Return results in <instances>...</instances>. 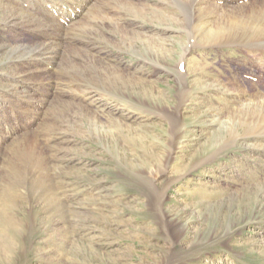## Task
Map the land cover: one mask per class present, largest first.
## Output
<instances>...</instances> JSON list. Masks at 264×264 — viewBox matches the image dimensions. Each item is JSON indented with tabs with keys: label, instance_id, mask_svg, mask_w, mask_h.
Wrapping results in <instances>:
<instances>
[{
	"label": "rangeland",
	"instance_id": "obj_1",
	"mask_svg": "<svg viewBox=\"0 0 264 264\" xmlns=\"http://www.w3.org/2000/svg\"><path fill=\"white\" fill-rule=\"evenodd\" d=\"M44 3L0 0V264H264L257 41L205 44L174 0H88L38 64L14 10Z\"/></svg>",
	"mask_w": 264,
	"mask_h": 264
},
{
	"label": "bare ground",
	"instance_id": "obj_2",
	"mask_svg": "<svg viewBox=\"0 0 264 264\" xmlns=\"http://www.w3.org/2000/svg\"><path fill=\"white\" fill-rule=\"evenodd\" d=\"M174 1L180 7H181L180 5L181 2L184 3L183 5H186L188 7L187 9H189V14L193 18V20L197 21L196 26H195V31H196L195 33H197V35H199L200 37H203V41L205 40V44L214 42V40H216L219 36L217 35V37H214V33L216 31L220 32L223 30L222 33L226 32L225 34H229V35H227V38L225 40H221L219 38L221 42L230 45L231 42H234V44L235 42L238 44H241L244 42L248 43L249 41L255 40L257 41V46L254 45L253 48H257V51H260L259 56H264V0H174ZM36 2L37 0H23V3L25 5L30 6V9L31 7L36 9L37 7ZM53 2L54 4L52 3L43 4V9L41 13L44 14L45 16L43 18H40L42 22L41 20L37 22L39 18L37 17V15L32 13L33 11L29 13L28 11L25 12L21 9L14 8L15 9L14 11L17 12V16L22 15L20 17L21 19L23 18V21L21 23L17 20L15 21L16 22L15 24H18V25H21L27 28L33 27V29H35V35L37 37L34 35L36 38L32 39V42L31 41L29 42L30 44L29 43L20 44L16 46H13L12 44L11 46L15 50H18L21 52L19 53V55L21 54V56L28 58V60H37L36 63L38 64L42 63L46 58H49L48 55L52 51L50 50L51 48L49 46V42L47 43L46 42L47 40L44 41L46 37H48L49 35L51 36L50 34L51 24L49 23V20L54 21L55 18H59L60 20L63 18L64 23L62 24H65V25L68 24L69 18H72V15L76 13V11H73V12L70 11V9H72L71 7L76 4H81L83 6L88 2V0H53ZM231 2H236V4H233L231 5V7L227 8L228 4ZM67 12H68V16H66ZM69 12H71V14ZM14 15H12V17ZM217 19L221 20V22L220 23L215 22ZM43 21H45V23H43ZM11 26L13 27L12 29L15 30V25L12 24ZM61 26L63 27V25ZM62 27H60V29ZM229 30H233V33H229ZM78 31L80 30L78 29L77 32ZM41 34H44L42 36L44 40H42L43 38L41 37ZM225 34L221 36H225ZM50 42H52V40ZM201 43L202 42L200 41L195 42V44H201ZM25 46L28 47V49L31 51L22 53L23 50H25L26 48ZM187 50H188V47L185 48L184 51H187ZM50 55L51 57H53L52 54ZM56 57L53 59V64L54 62H56ZM22 59H25V58H22ZM31 64L32 63L30 62V65ZM251 106L252 105L248 106L249 107L248 110L245 111L247 115L249 113H252L253 115L254 110L250 108ZM254 113H257L256 115L258 118V122H260L261 121L260 119L264 117V100H261V102L260 101L257 102V112L255 111ZM240 115L243 116L244 114L240 113ZM248 118H249V115H248ZM237 123H238L237 124L238 126H236L235 128L233 127L232 129H236L239 127L240 120ZM241 126L242 127L245 126L244 123H242ZM263 135L264 134H262V136Z\"/></svg>",
	"mask_w": 264,
	"mask_h": 264
}]
</instances>
